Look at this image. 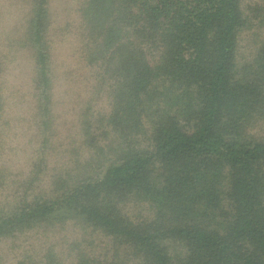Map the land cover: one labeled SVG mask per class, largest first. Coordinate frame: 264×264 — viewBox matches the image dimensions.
Masks as SVG:
<instances>
[{"label": "trees", "instance_id": "trees-1", "mask_svg": "<svg viewBox=\"0 0 264 264\" xmlns=\"http://www.w3.org/2000/svg\"><path fill=\"white\" fill-rule=\"evenodd\" d=\"M24 4L17 47L30 56L32 117L49 145L50 3ZM77 14L86 84L105 108H82L76 170L46 178L36 154L14 186L0 169L13 188L0 244L19 249L15 264H264V0L248 10L242 0H82ZM66 225L106 239L103 256L87 238L70 240L68 260L22 249Z\"/></svg>", "mask_w": 264, "mask_h": 264}, {"label": "rangeland", "instance_id": "rangeland-1", "mask_svg": "<svg viewBox=\"0 0 264 264\" xmlns=\"http://www.w3.org/2000/svg\"><path fill=\"white\" fill-rule=\"evenodd\" d=\"M81 1L49 0L53 24L50 34L53 40L54 104L48 139L50 144L43 145L32 117L35 101L30 56L17 47L26 10L24 0H0V86L4 101L3 111L0 112V169L5 170L6 177L15 182L14 186L27 175L36 154L44 157L39 166L46 178H49L48 174L76 170L78 167L75 164L82 162L86 156L80 145L82 108L90 100L93 110L105 108L104 98L96 99L86 84L91 80L92 72L80 56L81 28L77 9ZM257 3L261 4L262 0H242L245 10ZM255 29L254 24L250 31L240 34V57H246L250 48L254 47L255 39L251 34L257 32ZM44 185L42 188L47 190V183ZM6 195L10 198L13 188L5 189V185H0V202ZM81 238H87L89 243L83 241L81 244H87L89 252L98 258L103 256L106 239L96 235L91 237L81 229L67 225L61 230L36 233L25 241L26 246L22 249H26V254L36 256L45 246H50L68 260L74 253L70 240ZM18 250L11 249L8 243L0 244V264H15Z\"/></svg>", "mask_w": 264, "mask_h": 264}]
</instances>
